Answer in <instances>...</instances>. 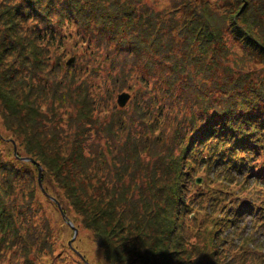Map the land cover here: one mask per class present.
Here are the masks:
<instances>
[{
	"label": "trees",
	"instance_id": "1",
	"mask_svg": "<svg viewBox=\"0 0 264 264\" xmlns=\"http://www.w3.org/2000/svg\"><path fill=\"white\" fill-rule=\"evenodd\" d=\"M0 21V40L5 44L8 35L13 34L15 26H23L22 23L28 21H31L29 34L41 41L60 42L67 36L64 28L75 24L76 34L81 38L80 43H86L85 53L80 57L84 58L86 63H80L79 69H86L94 79L104 72L115 70L118 66V52L131 55L132 59L130 58L127 64L138 62L145 69L146 76L141 81L146 85L157 82L161 99L159 100V94L154 92L150 97V106L154 105L155 109L159 110L169 108L166 111L174 112L167 123L173 132L177 131L179 122L187 117L186 114L180 113L183 107L191 109L196 106V112L192 110L193 114L188 119L190 123L185 131L186 136L184 140H180V144L185 145L182 147L184 152L188 155V168L202 163L207 171L213 172L211 181L223 176L229 184L248 192L252 185L264 188V161L260 166H254L257 162L252 160L258 150L264 149V0H170L163 8H158L155 2L150 3L147 0H0ZM19 38L14 39L19 42ZM109 46L113 52L108 50ZM15 49L17 46L11 48ZM101 51L105 53L103 58ZM3 52L1 50L0 54ZM112 54H115L116 58ZM94 60L96 63L92 64ZM108 60L106 67L105 62ZM249 62L252 67L256 65L257 69H262V72L254 76L249 74V70H253H246ZM121 66V82L124 83L131 78L129 75L133 68ZM29 67L28 56L15 59L6 67L5 75H0V78L3 82L16 84L18 80L14 79L13 74L25 72ZM217 69L224 71L220 79L216 74ZM243 71H247L246 75ZM150 77L152 82L149 81ZM123 87L124 85L119 89ZM15 88L5 91L0 100L13 116L15 113L19 115V122L15 120L14 131L21 134L28 120L21 113L22 108L18 103ZM172 88H177L175 94H170ZM52 89V109L66 102L68 98L77 111L76 120L78 121L79 115L84 119L79 120L78 124L69 118L71 136L67 133L61 138L55 136L56 146L52 149L54 157L48 158L37 144L28 140L27 147L24 143L26 152L22 151L23 154L18 151L16 154L4 151L2 157L5 162L0 159V171L9 180L23 175L22 168L28 169L29 175V172L32 173L31 169L27 168L21 156H30L37 160L36 162L42 160L44 171L47 167L51 168L60 180L69 174L76 180L86 182L91 167L96 163L100 167L104 165L110 184L100 188L104 200L98 203L102 204V207L96 209L107 221L102 229L98 228L101 232L96 230L104 248L101 254L103 264H131L125 253L115 246L116 241L120 240L119 231L128 226L138 227L143 221L153 227L158 236L151 243H145L142 238L140 247H144V250L149 248L151 252H155L156 257L162 253L166 258L162 261L163 264H217V260L210 258L216 257L212 251L205 250L199 244L194 249H187L183 246L184 239L179 235L176 237V232H180L178 226L183 224L179 213L184 210V206H180L178 202L182 193L180 190L183 191L182 184L175 188L170 184L166 188L159 187L153 182L157 177L154 170V177L147 175L146 182L133 185L131 181L136 176L130 170L131 163L134 161L136 166L139 165L137 153L144 150V146L133 149L131 147L139 141L122 142L116 151L120 167L116 166V159L113 157L115 166L108 168L107 154L99 146L101 133L97 131V126L90 116L94 92L86 91L85 95H82L83 99L79 101L77 97L80 95L74 94L71 89ZM174 102L180 110L177 113L172 106L169 107V104ZM157 114V117L161 116V113ZM178 114L182 116L181 119H178ZM111 116L112 123L107 121L102 124V127L106 124L112 126L104 128L103 132L108 133L104 138L107 141H117L118 131L120 135L121 132L125 135L128 129L123 114L111 113ZM114 127L118 131L114 130ZM129 131L133 133L132 129ZM137 133L135 129L134 134ZM155 140L156 137L150 136L151 142L155 143ZM162 140L165 142V139ZM65 146H69V152L66 157L60 158L59 148ZM182 148L180 146V150ZM119 150L126 152L127 160L120 158ZM203 152L206 153L202 155ZM61 161L62 164H57ZM36 162L31 164L37 166ZM61 166L65 167V175L60 170ZM251 168L255 169L254 174L250 173ZM1 180L2 178L0 231L4 237L1 238L0 250L13 245L15 249L22 251L23 261L17 264H34L29 256L31 252L38 253L42 262L56 260L58 254L49 241L50 231L45 233L46 237L44 234L34 235L30 222L25 227L19 221L20 228L26 232L27 242L14 241L19 233L12 217L14 216L16 221L18 217L19 220L21 212L7 207L6 200L10 198V194L6 184L9 180ZM65 184L70 189V206L81 214L83 210L77 207L80 202L75 198L74 188L68 180ZM9 186L12 187L11 184ZM62 188L65 189L66 186ZM218 191L219 193L205 192V197L208 196L209 199L206 204L208 209L215 210L217 206L222 212L211 224L207 223L202 228L205 239L203 245L212 246L216 254L228 260L227 255L223 254L225 248L220 249L216 243L224 241L227 247L232 243L231 239L245 243L251 236L248 233L250 230L264 229V198L253 197L247 193L240 197L241 201L232 197L227 200H213L214 197L221 196L220 193H232L226 187L219 188ZM149 192L151 202L147 201ZM198 193L204 198V192ZM244 197L245 199H242ZM198 207H201L200 203ZM247 214L248 219L245 218ZM242 219H246V224L250 225L246 233H243L240 224ZM92 220L96 223L95 218ZM7 236L14 237L13 242L3 245L7 243ZM152 238L149 234L148 239ZM136 242L137 239L133 245ZM234 252V260L229 259L226 264L231 261L247 264L248 261L238 252ZM81 261L86 264L83 259Z\"/></svg>",
	"mask_w": 264,
	"mask_h": 264
},
{
	"label": "rangeland",
	"instance_id": "2",
	"mask_svg": "<svg viewBox=\"0 0 264 264\" xmlns=\"http://www.w3.org/2000/svg\"><path fill=\"white\" fill-rule=\"evenodd\" d=\"M147 1L150 3L155 2L158 8H163L170 2V0ZM30 22L31 21L22 23L23 26L16 25L13 34L8 35L6 44L0 40V51H4L0 54V75H5L6 67L15 59L19 60L22 57L28 56L30 64V67L26 69L25 72L20 71L19 73L13 74L14 79L18 80L16 84L9 83L8 81L3 82L0 78V99L5 91L16 87V97L22 108L21 113L25 118L27 117L26 119L28 120V124L21 134L15 132V120L19 122V115L15 113L13 116L9 112V108H6L4 102L0 100V142L2 141L0 144V159L2 162H5L2 157L5 150H7V152H13V154L14 151L15 154L17 151L22 154L23 152L25 153L24 143L27 147L26 142L28 140L37 144L48 158L54 157L52 149L56 146L54 144L55 136L61 138L65 133L71 136L72 128L69 127L71 124L68 122L69 118L76 123L84 118L79 115L77 116L78 121L76 120L75 114L77 111L73 108V104L69 102L68 98L65 100L66 102L52 109V88L55 87L56 89L59 87V89L62 88L63 90L71 89L70 91H73L74 94L80 95L77 97L79 101L83 99L82 95H85V92L90 90L94 92V101L90 116L95 122L94 125L97 126V131L101 133L99 146L107 154L106 160L108 162V168L111 169L115 166L113 157L116 159V166L120 167V162L117 161L116 151L119 149V145L122 142L127 141L132 143L139 141L131 147V149H133V147L137 148L139 146H144V150L137 153L139 165L136 166L134 161L131 163L130 170H132L136 176L131 183L133 185H139L146 182V176L151 175L154 177L153 172L156 170L155 174L157 177H155L153 182H156L159 187L163 186L166 188L167 185L170 184V186L175 188L178 184H182L181 188L183 187V191L180 190L182 193L178 202L180 206H184V210L179 213L183 224H180L178 220V224L180 225L177 229L180 232H178V234L176 232V237L179 235L182 240L184 239L183 246L187 249H194L200 245L205 250L212 251L217 258L214 256L210 258L217 260V264H226L229 259H233L236 254L234 251L238 252L245 261H248L247 264L249 262V264H264V229L256 228V230L253 229L248 232L250 229L249 223L246 224V219L249 217L248 214L245 215L246 219L240 221L243 233L248 232L251 234L250 238L245 241V243L237 242V239H231L232 243L228 247L224 241L219 244L216 243L220 249L221 247L225 248L223 254L227 255L228 260L216 254L212 246L203 245L205 239L202 228L207 223L211 224L212 220L218 218L222 212V210L217 209V206L215 210L208 209V205L206 204L209 199L208 196L205 197L206 191L208 193H219V188L226 187L227 190L232 193H220L221 196H216L213 200H227L232 197L234 200L241 201L240 197L247 193L253 197L264 198V188L252 185L248 192L244 189H240L238 186L229 184L228 181L223 179V176L211 181L210 178L214 177L213 172L207 171L202 163H196L195 166L188 168L186 162L188 155L184 152V148L182 147L185 145H181L180 140H184L186 136L185 131L190 123L188 119L193 114L192 110L196 112V106L191 109L183 107L182 111H180L176 102L172 103V105H170L171 103L169 104V107L172 106L171 108H173L176 113L180 111V113L187 115L186 119L179 122L176 129L177 131L173 132L172 128L168 126L167 123L170 121L172 115H174V112L166 111L169 108L159 110V108L155 109L154 105L150 106V97L154 92L158 93V99H161V95L157 88V82L154 81V83L146 85L141 81L146 76L145 69H143L138 62L127 64V62L130 61L129 59H132L131 55H128L126 52H118L119 54H117L116 58L115 54H112L117 59L118 66L115 70L104 72L94 79V77H90L86 69H79L80 63L81 65H85L86 63L84 62V58H80L85 53L86 43L83 42L84 45L80 43L81 38L76 34L77 27L75 24L68 25L64 28L67 36L58 42L57 40L41 41L35 39L28 31L31 25ZM15 37H20L19 42L14 39ZM79 44H81V46ZM16 46L17 49L11 50V48H15ZM108 50L110 52L112 51L110 46ZM104 56V51H101V57L103 58ZM72 57H74L73 62L67 66L66 63ZM2 62H4L3 65ZM94 63H96V60L92 61V64ZM108 63L109 60L105 62L106 67ZM121 65L131 66L133 68V71L129 75L131 78L124 83L121 82L123 80ZM255 69H257L256 65L252 67V63L249 62L246 67V70L250 72L249 74H253L254 76L262 72V69ZM223 72L224 71L217 69L216 74H218L219 79L222 77ZM246 72L247 71H243V74L246 75ZM149 81H151V77ZM122 85H124V87L119 89ZM126 86H130V88ZM207 86H210L209 81ZM79 87H81V89ZM176 89L177 88L170 89V94H175ZM208 89L209 88H207V90ZM122 92L129 93L130 95L124 106H120L117 103L118 95ZM111 113L123 114L122 117L128 129V133L124 135V132H121L120 135V132L114 127V130L118 131L117 141H107L104 138V136L108 135L107 131L103 132L104 128L112 126L106 124L102 127V124L107 121L112 123ZM157 113H161V116L157 117ZM181 118L182 116L178 114V119ZM129 129H132L133 133H131ZM135 129L138 132L137 134H134ZM150 136L156 137V144L154 141H150ZM162 139H165V142ZM157 140H159V142H157ZM180 146L182 150H180ZM68 152L69 146L60 147V158L66 157ZM205 153L206 152H203L202 155ZM119 156L121 159L127 160L126 152L119 150ZM28 158L32 160L23 159L22 161H25L27 168L31 169L32 173L30 174L29 172V175L28 169L22 168L21 171L24 172V174L18 177L20 179L16 178L9 180L7 176L0 171V179L2 178L3 180L6 178L12 185L11 187L9 183L6 184L10 194V198L6 200L7 207L14 209V211L18 210L21 212L19 220L18 217L17 221L14 216L12 217L15 224L18 226L19 236L16 237V239L12 236H7V243L3 245L13 242V239L18 242L20 240V243L27 242L26 232L24 229L20 228L18 223L21 221L26 227L30 222L34 235L44 234V237H46L45 233L50 231L49 234L51 233V236L49 237V241L51 242V246L54 245V251L58 254L56 260H44L42 262V260L39 259L38 253L33 252L34 254H32L31 252L29 256H31V260L35 262L34 264H82V258L79 254H81L86 264H103L104 261L101 254L104 252V248L102 247L100 237L97 236L96 230L101 232L100 229L107 223V221L97 213V210L102 207V204L98 205V203L104 200V195L100 188L110 184L106 175L105 166L102 165L100 167L99 164L96 163L94 167H91V169L88 170V179L86 182L76 180L69 174L65 175V167L61 166L60 170L65 176L64 179L62 178L60 180L58 175L52 171L51 168L47 167L44 171V167L41 166L42 160L36 162L37 160H34L32 157L28 156ZM252 160L257 162L254 166H260L261 162L264 161V149L258 150L256 155L254 157L252 156ZM31 162H36L37 166L31 164ZM62 163L63 161L57 164ZM250 173L254 174L255 169L251 168ZM157 174L160 175L158 176ZM38 176H40L41 185L38 182ZM197 178L201 179L200 184L196 182ZM67 180L74 188L77 202H80V206L77 207L83 210L81 214H78L69 204L68 198L71 195L70 189L67 188L65 184ZM18 181L21 183H17ZM17 185L20 186L18 187ZM62 186H66V188L64 189ZM198 191L205 193L204 198L200 197ZM150 197L151 193L149 192L147 201L151 202ZM242 199H245V197ZM72 201L74 202L73 196ZM174 203H177L176 199ZM199 203L201 207H198ZM228 204L229 201L226 206ZM11 206L15 207L12 208ZM92 218L96 219V223H93V220L91 221ZM70 223L77 229V234L71 244L72 247L68 245V241L71 240L74 235V230ZM140 224L141 225L138 227L128 226L119 231L118 239L120 240L116 241L115 246L125 253L131 264H163L162 261L166 260V258H164L162 253L156 257L155 252H151L149 248L144 250V247H140V243H143L142 238L145 243H151V241L158 236V232H156L153 227L151 228L145 221ZM87 226L91 227L88 228ZM111 226L113 227L112 224ZM140 230L142 237L140 236ZM231 233H233V231ZM149 234L153 236L151 240L148 239ZM228 235L230 237V234ZM3 237L4 235L0 231V245L2 242L1 238ZM231 237H233V235ZM135 239H137V242L133 245ZM73 248L76 251L73 250ZM25 250H28L27 245ZM21 252L22 251L19 249H15L13 245L8 248H3L0 250V264H9L11 262H16V264L17 262L21 263L23 261ZM230 264L242 263L231 261Z\"/></svg>",
	"mask_w": 264,
	"mask_h": 264
},
{
	"label": "water",
	"instance_id": "3",
	"mask_svg": "<svg viewBox=\"0 0 264 264\" xmlns=\"http://www.w3.org/2000/svg\"><path fill=\"white\" fill-rule=\"evenodd\" d=\"M73 59H74V57H72L67 63H66V65L68 66V65H70L72 62H73ZM129 97H130V95H129V93H126V92H122V93H120L119 95H118V98H117V103L120 105V106H124L125 104H126V102H127V100L129 99ZM15 150V149H14ZM15 152V151H14ZM23 159H26V160H32V159H30V158H28V157H25V158H23ZM39 175H40V172H39ZM200 181V179H198V182ZM38 182H39V184L41 185V182H40V176H38ZM59 205V204H58ZM60 206V205H59ZM70 225L72 226V224L70 223ZM73 227V226H72ZM73 230H74V235H73V237L71 238V240H69L68 241V244H71V242L74 240V238H75V236H76V234H77V229L76 228H74L73 227ZM79 254V253H78ZM79 256H81L80 254H79Z\"/></svg>",
	"mask_w": 264,
	"mask_h": 264
}]
</instances>
